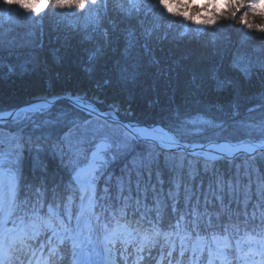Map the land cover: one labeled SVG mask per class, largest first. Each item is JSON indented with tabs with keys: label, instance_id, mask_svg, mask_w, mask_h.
<instances>
[{
	"label": "trees",
	"instance_id": "1",
	"mask_svg": "<svg viewBox=\"0 0 264 264\" xmlns=\"http://www.w3.org/2000/svg\"><path fill=\"white\" fill-rule=\"evenodd\" d=\"M117 4H121L119 0ZM45 12L42 24L37 25L33 14L20 17L18 13L17 21L16 12L0 11L5 22L14 21L6 33L0 31V112L32 101L48 87L75 91L98 83L108 89L103 97L108 102L100 103V109L113 110L108 103L119 101L122 107L130 105L132 112L119 111L118 115L142 124L161 123L177 131L186 119L203 116L225 124L222 135L213 138L240 140L244 137L236 126L249 133L254 125L246 122L258 126L264 121V55L243 44L250 38L264 39L259 33L238 38L237 45H230V55L222 46L207 53L204 44L200 48L191 43L185 46L177 35L183 31L196 39L202 27L185 25L184 31L175 18L154 14L130 21L109 8L99 26L93 22L79 25V20L67 14L61 17L53 7ZM108 16H115L116 36ZM19 25H27L23 32L29 38L17 33ZM102 28L108 35L101 34ZM233 29L230 32L238 26ZM101 71L111 84H103ZM81 117L85 122L78 123ZM24 121L5 125L7 132H0V149L14 155L22 168L20 182L28 187V191L20 187L18 203H29V209L37 207L38 213L50 208L64 217L74 215L78 205L74 169L88 161L101 132L123 139V130L109 123L105 128V122L66 102ZM71 124L75 126L71 128ZM180 135L191 142L210 138ZM153 148L135 143L128 153L114 157L99 180V219L106 231L129 226L155 241L185 238L212 240L216 245L217 240L227 239L232 246L248 242L246 231L251 239H259L252 232L260 231V213L264 212L259 207L264 202L260 197L264 153L213 163L157 148L149 157ZM134 157L139 175L134 171L128 186ZM117 177H125L122 195Z\"/></svg>",
	"mask_w": 264,
	"mask_h": 264
},
{
	"label": "snow or ice",
	"instance_id": "2",
	"mask_svg": "<svg viewBox=\"0 0 264 264\" xmlns=\"http://www.w3.org/2000/svg\"><path fill=\"white\" fill-rule=\"evenodd\" d=\"M20 6L26 9V13L33 14L39 18L40 14L49 7L58 9H75L80 13H84L89 7L97 10V17H99V11L107 8V0H18ZM162 8L171 16L183 18V20L190 21L197 26H206L208 28H215L218 25V21L222 19L236 20L238 18L240 25H243L247 30V33H259L264 34V0H205V3H199V0H161ZM148 5L145 0H124L123 3L118 5V11L128 19L138 18L143 15ZM259 21V22H258ZM155 31V26L152 28ZM177 35L183 39L187 33L181 31ZM78 105L84 104L87 107L90 102L87 100H75L73 101ZM49 105L44 102L31 107V110L36 113L45 112V106ZM94 107V106H93ZM48 109V108H47ZM16 116L19 119V115L15 112H0V120H6L11 116ZM104 127H107L105 123ZM259 127L261 128V139H264V122H261ZM123 139L119 137L108 136L107 133L101 132L97 139L103 141L101 148L110 145V151L114 157L128 153L135 145V143L143 142L145 145L155 146V142L158 139L160 141V147L163 148H176L179 147L178 143L172 139V137L160 134L156 131L155 125L141 126L139 124L132 125V127H125L122 134ZM246 150H254L249 147ZM232 147L225 148L220 146L218 152L221 156L216 158H222L223 154H231ZM154 148L149 152V157L154 155ZM87 155V154H85ZM107 153H102L100 150L94 152L91 162L86 169H82L81 172L87 176V179L82 181V187L86 191L92 193L95 197L94 185L104 177L105 162L104 158ZM11 154L0 150V234L3 235L5 241L9 239L12 243H27L28 252L31 250V245L28 244V240L35 239L43 229L51 227L50 220L55 216V210L50 209L52 216L49 219H44L38 214V208L32 207L29 209L24 204L18 203L17 190L15 184V178L11 172L4 171L11 164ZM143 160V156L138 157ZM134 157V162L129 168L127 175V184L130 186L131 177L134 171L137 170ZM149 165L151 159L148 161ZM14 167V165H12ZM112 177L108 176L107 181H111ZM117 188L120 195L123 194L125 189V177H117ZM108 188L105 187V192ZM260 197L264 201V187L260 189ZM247 199V197H246ZM91 203V201H90ZM260 208H264V202L259 204ZM31 211L32 215L28 217L27 221L24 216H19L20 224L14 226L12 229L6 228V222L13 214H19L20 212ZM255 216V213H253ZM262 219V225L259 232L253 229L252 235L258 236L259 239H251L248 237V232H245V238H248L247 243L237 242L233 247L229 244L228 240L216 241L214 248L211 251L214 256L222 257L226 262L236 261L237 264H264V212L260 213ZM86 222H89L91 217L85 213ZM229 229H226L228 232ZM54 236H59V233L54 229ZM243 239V238H242ZM66 247V244H65ZM143 248H137V257L140 258V252ZM64 248H57L55 241L50 240L47 250V260L41 257V261L38 264H60L57 260L58 256H61ZM239 253V254H238ZM184 254V249H181V255ZM203 254V250L199 245L192 248V262L191 264H197L200 256ZM171 255V253H169ZM260 259L257 261L256 257ZM63 259V257H62ZM71 264V262H70ZM172 264V261H169ZM179 264V262H177ZM202 264V262H200ZM209 264H213L212 259H209Z\"/></svg>",
	"mask_w": 264,
	"mask_h": 264
},
{
	"label": "rangeland",
	"instance_id": "3",
	"mask_svg": "<svg viewBox=\"0 0 264 264\" xmlns=\"http://www.w3.org/2000/svg\"><path fill=\"white\" fill-rule=\"evenodd\" d=\"M117 1L118 0H110L109 5H110L111 10H115L116 12L120 13L118 11ZM145 2L149 6L150 0H145ZM148 8L151 9L150 7H148ZM54 9L56 10L57 14L60 15L61 17L63 14H67L68 16L71 17L72 20L74 18H76L77 20H79V23H80L79 25H82L85 22L86 23L93 22L94 24L99 25V26L103 25V23H101V22L105 18L104 14L107 13V9H102L99 11V17H97V10L93 9L92 7H89L84 13H80L75 9H58V8H54ZM2 12L4 14L5 11H2ZM163 12L167 15L166 16L167 18L168 17L175 18V20H176V18H178V17L171 16L165 10H163ZM45 14H46L45 11H43L40 14V17L38 18V21H37V25L42 24V18H43V16L45 17ZM17 15H18V13H15L14 17H16L17 21H18L19 16L23 17L25 14L20 13L19 16H17ZM139 18H140V16L138 18H132L129 20L130 21H133V20L139 21ZM179 19H181L180 22L183 24L182 26H183L184 31H186V29L184 28L185 25L187 27L189 25L191 26V24H192L190 21L183 20V18H179ZM5 21H6L5 15L0 14V31H2L4 33H6L11 27H14L11 25L14 21H7V22H5ZM124 21H128V20L124 19ZM110 23H112V26L110 27L111 28L110 30L112 31V35L116 36V34H117V28H116L117 23L115 20V16L112 19H110ZM193 25H194V27L195 26L198 27L195 24H193ZM99 26H98V28H99ZM236 26H238V29H236L233 33L230 32V31L234 30L233 28H235ZM19 27H20V30H17V31H19L17 33L21 32L22 37L29 38L28 36H26V33H25L27 25H25V26L19 25ZM200 27H202L201 28L202 32H199V36H197L196 39L191 38L189 35V36H184V38L181 39V41L185 46H188V45L190 46V43H191V44H194L198 48L202 47L201 45L204 44V49H206L207 53H210V52L212 53L215 48L222 46L224 48L227 47L226 54L230 55V54H232V50L230 48L231 47L230 45L235 46V45H237L235 43L239 42L238 38H240L242 40L243 38H246L250 35L247 33V31H244V29H242V30L239 29L241 26L236 25L231 21L224 22V23L216 26L215 28H208L206 26H200ZM73 28L75 29L74 26H73ZM23 30H25V31L23 32ZM94 30H95V28H93L92 32H94ZM104 32H105V30H104V28H102L101 34H103ZM43 33H44V30L41 27L40 34L43 35ZM244 34H246V35H244ZM105 35H108L107 32H105ZM233 37H234V39H233ZM116 38H118V36ZM43 41H44V39L42 38L40 42H43ZM243 44L247 46V49H257L260 54L264 55V39L258 40V39L250 38L249 42L247 40H244ZM249 51H251V50H249ZM251 55L254 56V52H252ZM251 59H253V58H251ZM101 73H102V71H101ZM102 78H104V81H105V82H103V84L104 83H108V84L112 83V82L110 83V81H109L110 79L108 78L107 75L105 77V73H102ZM192 78H196V77L192 76ZM47 85L51 86V84H47ZM99 85L100 84H98V83H94L92 86L89 85L90 87L81 86V87H78L77 90H75V91H72L71 89L64 90L61 87L55 89L54 91H51L50 89H48L50 87L47 86L48 88L41 90L40 92L35 94L33 98H34V100H39V99L42 100V97H44V96L56 97L57 92L59 90H62L64 92V95H71V97H73V96H77V93L81 91V92H83V100H87L90 102L92 101L99 106L100 103L103 104L104 100L106 103L108 102L107 98L103 99L105 94L108 95V91H107L108 89L104 90L105 88L103 89V87H105V86L100 87ZM67 93H70V94H67ZM0 96H3V94L0 93ZM58 96H60V95H58ZM61 96H63V95H61ZM52 104L53 103H48L49 107L48 106L45 107V112H47L50 109V107L53 106ZM108 104H110L111 109H113L117 112H119V111H121V112L127 111L130 113L132 112L130 110L131 109L130 105H127L126 107H122L121 103L119 101H113L111 103L109 102ZM41 113H44V112H41ZM36 114H37L36 112L19 113L18 114L19 119H16V122H19L18 125H20L25 119L34 117ZM12 117H13V115L11 116V118ZM15 118H16V116H15ZM73 121L75 122L76 120L73 119ZM10 122H14V117L10 120ZM83 122H85V120L83 117H81V120H78V123H83ZM220 124H223V123H214L212 120H210L206 117L194 116L193 118L186 119L183 122L182 127L181 128H180V126L178 127L179 128L178 130L183 135H187L188 138L190 135H191L190 137H192V138L204 137V136L213 138L215 136L222 135L223 128L220 127ZM246 125H254L249 133L242 132L240 130L241 126L240 127L236 126V129L239 131V134L244 137V139H243L244 141H252V140H255L253 138H257L258 136L260 137L259 133H261V131H262L261 128L259 127L260 124L258 126H255L256 122L248 121V122H246ZM74 126L75 125L73 124L71 128H73ZM68 133L69 132H67L64 135V138L68 135ZM211 141H214V140H208L207 142H211ZM102 143H103V141L96 146L93 153L97 152L98 150H100L102 153H105L107 151V149L110 147V145H107V146L101 148ZM93 153H92V155H93ZM92 155H91L89 163L91 162ZM104 162H105V168H106V166H107L106 156L104 158ZM88 164L86 166L80 168L79 170H77V172L75 174V179L81 188L82 197H81L79 213H78V217H77V221H76V232H77L76 238L71 240L72 245H70V250H72V258L67 257L65 252L61 253L60 260L64 261L63 264H70V262H71V264H82L85 256L89 260L92 259L93 264H96V263L97 264H104L102 249L100 246V236L98 234V230H97V227L95 224V212H96V206H97L96 205L97 204L96 197L93 198L92 193L90 191H86L82 187V184H81L82 181L87 179V176L85 174H83L81 172V170L86 169L88 167ZM12 165H14V167H12ZM14 168H15V162L13 161V159H11V164L9 165L8 168L4 169V171H6V172L10 171L11 172L12 176L15 178V184H16V174H15ZM94 188H95V185H94ZM90 201H91V203H90ZM85 213H87V215L91 217L89 222H86ZM7 223H8V220L6 222V228H8ZM8 229H12V228H8ZM50 240H54L55 246L57 247L58 242H61L62 243L61 245L64 246L66 244L67 238L62 236V235H59L58 237L54 236L53 232H51L50 236H48L45 239V241L40 240L39 243H37V245L34 247V249L33 250L31 249V252L33 251V254H34V260L35 261H41L42 256H43L44 260H47V250H48L47 244H49ZM9 241L11 242L10 239H9ZM132 243H134V241H132ZM93 247H94V251H93ZM120 250H122V249H120ZM123 255L127 256L128 254L127 253L124 254V251H122L121 255H114L115 258L120 257L119 260L117 261V264H140L141 263L138 259L130 260L131 257L122 258L121 256H123ZM183 255L185 257V264H191L189 253H186V251L184 250ZM62 257H63V259H62ZM177 257H179V255ZM0 259H2V257H0ZM202 261H205V259ZM224 263L225 264H234V263H232V261L226 262L225 260H224ZM198 264H200V263H198ZM202 264H208V263L202 262Z\"/></svg>",
	"mask_w": 264,
	"mask_h": 264
},
{
	"label": "clouds",
	"instance_id": "4",
	"mask_svg": "<svg viewBox=\"0 0 264 264\" xmlns=\"http://www.w3.org/2000/svg\"><path fill=\"white\" fill-rule=\"evenodd\" d=\"M199 3H205V0H199ZM160 4L161 0H150L149 7L153 11H163L164 9L162 8V6H160ZM0 11L16 12L22 14L26 13V9L20 6L18 0H0ZM176 20L181 21V19L179 18H177ZM228 21H231L246 30L243 25H240L238 18L236 20L222 19L218 21V25ZM259 36H264V34H259ZM27 254L28 247L26 242H18L16 244L10 241L6 242L3 235L0 234V257H2V259H0V264H25V261L24 259H22V257H26Z\"/></svg>",
	"mask_w": 264,
	"mask_h": 264
},
{
	"label": "bare ground",
	"instance_id": "5",
	"mask_svg": "<svg viewBox=\"0 0 264 264\" xmlns=\"http://www.w3.org/2000/svg\"><path fill=\"white\" fill-rule=\"evenodd\" d=\"M58 95H60V96L64 95V92L62 90H59L57 92L56 96H58ZM47 97H49V96H44V97H42V100L39 99V101H37L35 103H32V104H30L28 106L23 107L20 110V112H34V111L31 110V107H34V106H36L38 104H41V103H44L45 98L48 99ZM75 100H83V92H81V91L78 92L77 96H75ZM87 107L94 109V107L91 104H89ZM155 128H156V131L158 133L166 135V136H169V137H172V139H174L178 143L177 139L166 128H163L162 126H158V125H155ZM220 146H224L225 148L232 147L233 151H236V150L249 151V150H246V149H248L249 147L255 149V148L260 147L261 145H260V143H256V144H247V143L244 144V143H242V144H239L238 146L237 145L234 146V145H230V144H227V143H220V144L213 143V144H208L206 146V150L204 149V152L202 151V155L203 156L206 155V156H209L211 158L213 156H218V155H220V153L218 152V148ZM83 264H91V262L88 261V260H85L83 262Z\"/></svg>",
	"mask_w": 264,
	"mask_h": 264
},
{
	"label": "water",
	"instance_id": "6",
	"mask_svg": "<svg viewBox=\"0 0 264 264\" xmlns=\"http://www.w3.org/2000/svg\"><path fill=\"white\" fill-rule=\"evenodd\" d=\"M56 99H58V98H56ZM76 106H78L76 103H74ZM104 119H107L106 117H103ZM7 120V119H6ZM0 121H2V120H0ZM5 121V120H4ZM113 121H115V122H117V123H119L121 126H123V127H128V126H126V124L125 123H123L122 121H120V120H113ZM128 128H130V127H128ZM155 144H157V145H159L160 146V142H158V141H156L155 142ZM170 150H174V151H184V152H187V153H189V154H191V155H196V156H200L199 154V152L200 151H202V150H204V149H206V148H201V147H194V146H181V147H176V148H169ZM261 150H264V147L263 148H259V149H256V150H254V151H251V152H244V151H237L236 153H233V154H231V155H229V156H227V157H235V156H237V155H239V154H251V153H256V152H258V151H261ZM201 157V156H200Z\"/></svg>",
	"mask_w": 264,
	"mask_h": 264
}]
</instances>
